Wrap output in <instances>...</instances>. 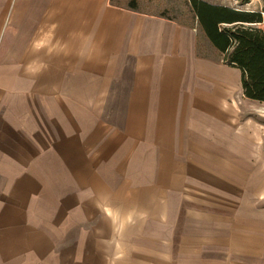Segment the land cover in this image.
<instances>
[{
	"label": "crops",
	"instance_id": "1",
	"mask_svg": "<svg viewBox=\"0 0 264 264\" xmlns=\"http://www.w3.org/2000/svg\"><path fill=\"white\" fill-rule=\"evenodd\" d=\"M217 52L113 0H0V264H264V113Z\"/></svg>",
	"mask_w": 264,
	"mask_h": 264
},
{
	"label": "trees",
	"instance_id": "2",
	"mask_svg": "<svg viewBox=\"0 0 264 264\" xmlns=\"http://www.w3.org/2000/svg\"><path fill=\"white\" fill-rule=\"evenodd\" d=\"M239 5L250 0H235ZM197 20L224 61L241 69L246 97L264 101V0L256 9H244L207 0H189Z\"/></svg>",
	"mask_w": 264,
	"mask_h": 264
},
{
	"label": "rangeland",
	"instance_id": "3",
	"mask_svg": "<svg viewBox=\"0 0 264 264\" xmlns=\"http://www.w3.org/2000/svg\"><path fill=\"white\" fill-rule=\"evenodd\" d=\"M115 3L125 6H133L136 9H140L147 12H152L155 14H160L168 18L176 19L186 23H196L198 24L197 17L190 5L189 0H113ZM212 3L226 4L230 6H238L244 9H256L258 6V1L253 0L247 4L237 3L235 0H207ZM200 25V24H199ZM264 28V23L258 25ZM207 50V49H206ZM220 57V53L217 52ZM223 55H221L222 57ZM242 100L248 101L253 105L256 111L264 113V102L253 101L252 99H247L242 96Z\"/></svg>",
	"mask_w": 264,
	"mask_h": 264
}]
</instances>
